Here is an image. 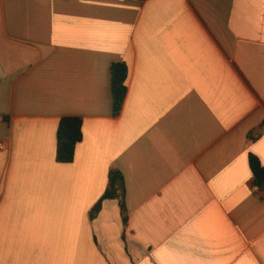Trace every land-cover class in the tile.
Returning <instances> with one entry per match:
<instances>
[{
	"label": "crops",
	"instance_id": "obj_1",
	"mask_svg": "<svg viewBox=\"0 0 264 264\" xmlns=\"http://www.w3.org/2000/svg\"><path fill=\"white\" fill-rule=\"evenodd\" d=\"M0 141V264H264V0H0Z\"/></svg>",
	"mask_w": 264,
	"mask_h": 264
},
{
	"label": "trees",
	"instance_id": "obj_2",
	"mask_svg": "<svg viewBox=\"0 0 264 264\" xmlns=\"http://www.w3.org/2000/svg\"><path fill=\"white\" fill-rule=\"evenodd\" d=\"M111 95L113 115H118L122 109L126 92V80L128 69L124 62H114L110 66ZM56 160L60 163H70L74 159L76 145L82 139V119L75 116H66L60 119L57 133ZM248 163L253 176L254 186L264 193V166L258 157L252 153L248 155ZM122 177L116 170H111L108 175V186L105 193L90 211L93 218L100 210L101 203L105 199H120V208L125 210L122 200ZM125 220V218H124Z\"/></svg>",
	"mask_w": 264,
	"mask_h": 264
},
{
	"label": "built area",
	"instance_id": "obj_3",
	"mask_svg": "<svg viewBox=\"0 0 264 264\" xmlns=\"http://www.w3.org/2000/svg\"><path fill=\"white\" fill-rule=\"evenodd\" d=\"M4 150V143L2 141H0V151Z\"/></svg>",
	"mask_w": 264,
	"mask_h": 264
}]
</instances>
